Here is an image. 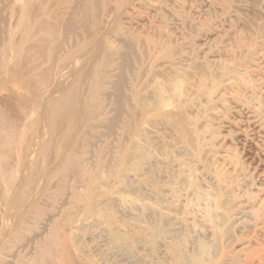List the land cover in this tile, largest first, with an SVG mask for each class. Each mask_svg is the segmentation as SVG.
<instances>
[{"label": "rangeland", "instance_id": "rangeland-1", "mask_svg": "<svg viewBox=\"0 0 264 264\" xmlns=\"http://www.w3.org/2000/svg\"><path fill=\"white\" fill-rule=\"evenodd\" d=\"M78 1L0 0V232L17 226L0 264H264V0ZM79 10L84 33L62 32ZM52 13L63 46L43 59L32 34ZM97 29L85 52L127 66L60 91L58 66ZM44 115L47 147L25 163ZM65 149L75 169L45 185Z\"/></svg>", "mask_w": 264, "mask_h": 264}, {"label": "bare ground", "instance_id": "bare-ground-1", "mask_svg": "<svg viewBox=\"0 0 264 264\" xmlns=\"http://www.w3.org/2000/svg\"><path fill=\"white\" fill-rule=\"evenodd\" d=\"M30 3L31 2H28V4H26L23 8H26L27 9L28 6L30 5ZM78 3L81 4V5H83V6H85V7L86 6H92V5H93V7H95L96 4H97L95 1H92V0H79ZM47 13H49V10H48V8H46L43 5V16L46 15ZM82 14H83V12H82ZM70 15H72L73 18L74 17L76 18V20H75L76 22H74L72 20L73 22H71L70 26H67V27H64V26H62L60 24V27L62 28L63 31L62 30H59L58 28H60V27L57 25V23L59 22L60 18H58V15L56 16V15H53V13H52L51 14V17H52V19L56 23L55 24H50V23L47 24L46 23V25H44V27H43V24H42V27L46 31H41L42 27H40L39 29L35 30V32L32 34V35L35 36L34 38H35L36 41L34 43V46H36V49H39L40 48L41 51H44L45 49H47L45 52H42L41 55H40L43 59H48V56L50 55V52L52 54L53 53L55 54L56 52L58 53V51H60L61 47L63 46V43H62L61 38L59 39L60 31H62V32L67 31V32H71V33L72 32L73 33H76V31L80 33V31H82L84 33L83 30H80L81 27L82 28H84V27L82 25H80V24H77V20L79 18H82L81 17L82 15H81L80 10L79 11H76L75 14H71L70 11H69L65 15H63L62 19L66 18V16H70ZM118 17H120V16H118ZM116 19L113 20V21H117ZM114 25H115V22H114ZM110 28H111V26H110ZM86 32H88V31H86ZM106 34L107 33L105 32V35ZM97 35L102 36L103 33L102 32L100 33V30L97 29L96 35H94V36L91 35V36L86 37L85 39H83L82 45L79 46L80 48L75 49L76 51H72V52H70L68 55H66L64 57V60L62 62L63 63V67H60V65L58 66L57 73H58L59 78L62 79L63 85H64L63 88L60 89V91L61 90H64V91H66L65 93H67V90L65 88V83H66V81L68 83L69 82V79L71 77H74V76H77L78 77L79 76L80 78L87 79V78H90V77L92 78L93 75L96 76L97 75L96 73L98 72V69L100 71V68L101 67H104V65H106V61L108 63L107 66L109 67L111 65V62H112V59L113 58L120 59V60L123 61V64L121 65V67H126L127 66L126 65L127 62L125 61L126 60L125 59L126 58V55L125 56L123 55V57H122L120 55V53L117 54L116 52H111V51H109V50H107L105 48L102 49L101 47L104 44L97 46L96 49H95V47H93V49H95V50H92V52H91V50L90 51L88 50L89 52L88 51L85 52V49H87L86 42L89 41L88 39L89 38H93L94 39ZM102 37L104 38L105 36L103 35ZM42 39H49L50 40V43H48V42L39 43V41L42 40ZM100 41H103V40H100ZM100 41H99V43L101 44ZM45 45L47 46L46 48L44 47ZM31 50L32 49L29 48L28 49V52H30ZM100 51H102V54L101 55H100ZM71 58L74 59V61H72L70 65H72V64L75 65L76 62L82 61V64H81V68L80 69H76V68L74 69L75 66H72L73 68H71L70 66H66V62H69L71 60ZM99 58H100V60H98ZM97 61H99V64H98V66L96 68V71H95L96 63H98ZM45 68H47V67H45ZM104 72H105V67L103 69V73ZM103 73H102V69H101V74L103 75ZM103 77L105 78V80L108 79V77L105 76V75H103ZM9 82H11V81H9ZM28 82L29 81H21V82H13V83L18 84V87L20 89L24 90V92H25V91H28V89H30V85L28 84ZM120 88H123V86L120 85V84H118V83L113 82L112 83V87H111V91H114V93L119 96V95H122V93H121L122 92V89L119 90ZM22 90H19V91H22ZM42 92H43V94L45 96L44 95H40L38 93V91H37V94L35 95V97L37 99L36 101L37 102H40V100H41L44 103H46V105L50 104L53 101V99L55 98L56 94H57V91L56 90L52 91L51 89L45 90V91H42ZM28 94L29 93L27 92V95ZM96 95H97V92H96V94H94V96H96ZM15 97H17L21 101V103H20L21 108L23 110L26 109V107H27V105H26V103H27L26 97L27 96L26 97H23L22 96L21 98H20V96H15ZM12 99H13V96H12ZM69 99H70V97L68 98V100ZM92 100L95 101L96 100L95 97L94 98L92 97ZM94 110L97 113L98 111H100V106L98 104H96V109H94ZM42 117H43V119H42V126H40V128L38 130H35L34 129V131L29 130V131L25 132V139L22 142V150H21L23 152V155H24V159L23 160H24L25 163L26 162L29 163L28 162L29 161L28 159H30V157H32V155L35 154V153L37 154L38 158L39 157L41 158L43 155H41L40 152L44 149V147H45V149L47 147L45 145L46 144V141L44 142V140H45L44 136L47 133L46 132V128H49V124L46 121L45 115L42 116ZM179 125H180V123H179ZM179 127H181V125ZM33 128H35V127H33ZM33 128H31V129H33ZM180 129H179V131H180ZM183 132H185V131H183ZM186 134H188V133H186ZM74 139H75V135H74ZM71 142H74V140L72 139ZM65 150H66L65 151L66 155L63 157V159L58 164H56V166H54L53 151L50 153L52 155L48 157L50 160L47 161L48 174H47L46 180H44V184L45 185H47V183H48L47 180L49 179V177H53V174H55V173H61V175L63 177V174H64L63 172L66 173V172H70V171H72V170L75 169L77 163H75V161H73L72 159H69L68 158L67 153H68L69 150H67V149H65ZM126 156H129V154L126 155ZM131 156L132 157H135L136 156V153L132 151ZM0 162H4L5 163L7 161L5 159H2ZM31 165L32 164H30L29 167ZM3 169L7 172V176L4 178L5 182L6 183H10V182L11 183H14V181L11 180L10 177H9L10 170L7 169V166H4ZM27 171H29V169H27V167H26L24 173H26ZM39 172H41V169L39 170ZM32 175H33V173H32ZM32 175H31L30 179L32 178ZM64 177H67V175H64ZM7 186H9L10 188L13 187V189L16 187L14 184H9ZM17 186L18 187H22V185H20V186L17 185ZM44 188L45 187H42L41 188V191H45ZM87 198H92V196L87 195ZM13 208H15V207H13ZM27 212H29V211H22L21 210L20 213L18 214L19 219L21 217L25 216V214ZM5 214H6V212H5ZM5 214L3 216V219L5 217ZM11 214H12V212H11ZM68 223H70V221H68ZM8 228L9 229L3 231L2 234L0 232V248H1L0 250H3V247H1L2 243L8 244L11 241L12 235H13V231L17 229V226H15V225H13V223H11V224H9ZM8 230H9V232H6ZM5 252H6V250L3 253H5ZM1 253L2 252H0V254Z\"/></svg>", "mask_w": 264, "mask_h": 264}]
</instances>
